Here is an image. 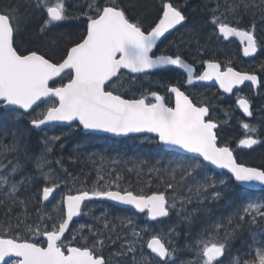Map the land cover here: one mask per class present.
I'll list each match as a JSON object with an SVG mask.
<instances>
[{"label": "snow or ice", "instance_id": "obj_1", "mask_svg": "<svg viewBox=\"0 0 264 264\" xmlns=\"http://www.w3.org/2000/svg\"><path fill=\"white\" fill-rule=\"evenodd\" d=\"M132 7L135 5L125 7L119 0H87V7L73 14L67 0H17L0 8V190H3L0 207L5 210V221L0 222V264H177L178 260L179 264H224L222 258L229 252L231 241L245 225L256 226L264 233V200L244 202L228 216L202 227L193 239L186 238L182 246L177 243L180 233L176 225H170L165 232L159 227L154 230L150 225L138 226L130 216L113 218L107 210L94 215L90 202L108 200L131 206L159 226L162 218H168L177 208L176 198L169 196V190L174 192L194 180L188 194L180 197L177 211L180 219L191 224L196 213L208 214V210L201 208L189 211L188 205L194 201L203 205L209 200H223L226 206L232 207L231 178L245 185L264 186V169L237 163L233 149L226 142H218L219 122L211 118L210 107L194 103L179 84H160L174 96V106L166 103L164 95L149 89H144L139 98L134 92L131 98H126L133 86L143 88L141 76L148 80L155 70L168 66L182 69L189 86L195 81L215 80L226 93L245 81H251L255 87L257 76L234 71L232 67L222 71L221 64L214 59L201 60L204 70L197 75L181 50L182 45L195 43L203 55L200 32L195 29L187 30V40L170 42L176 48L174 53L165 48L159 55L155 54L153 50L162 38L178 30L177 26L183 27L187 16L171 0H161L157 18L146 29L139 16L135 19L129 16L128 8ZM208 12V23L214 26L213 35L224 40L238 38L245 57L257 52L260 46L257 27L264 24V0H224V7L217 2ZM34 13L41 22L30 32L27 24ZM243 15L252 17L246 27L241 26ZM82 19L86 21V28L78 40L66 38L63 32L53 33V29L66 22ZM64 75H67L66 83L52 86L56 78L62 80ZM40 104L46 107L37 111ZM236 105L245 116L253 115L249 98L237 96ZM25 120L30 128L23 126ZM53 124L63 125L68 131L45 134L40 141V153L32 155L28 146L30 132L44 131ZM241 126L244 137L239 139L238 148L252 149L264 143L257 125L242 121ZM9 129L12 139L5 144L3 137L9 135ZM76 130L116 136L155 134L159 143L190 155L170 161L163 169H149L164 186L163 191H152L151 179L147 183L149 191L144 187L134 191L131 185L121 186L123 177L119 173L112 177L113 170L105 164L108 158L100 157L97 164L91 160L96 154L90 153L88 159L95 166L96 179L88 187L86 180L80 181L79 176L68 171L62 157L54 163L64 176L52 166L51 157L57 144L63 149V141ZM10 154L14 159H8ZM68 159L76 163L79 156L71 155ZM205 162L226 169L231 177L217 179L208 175ZM27 163H32L33 171L13 181L11 177L23 171ZM110 163L119 161L112 157ZM134 167L139 173L140 165ZM201 174L203 178L197 180ZM36 182L42 184L38 191L41 207L36 209V215L41 221L47 217L50 229L28 222V200L19 195L22 186L26 190ZM77 182L81 186L73 194L70 185ZM62 187L67 191L46 211L45 202ZM14 208L25 211L13 216ZM81 215L91 217L102 227L79 224L72 229L73 240L79 238L73 245L66 240L65 233L70 230L73 218ZM129 228L126 235L120 234ZM152 232L145 242L144 235ZM250 237L252 243L248 245L247 255L251 257L252 248L259 245L255 248V257L235 255L227 264H264V242L258 239L257 232L250 231ZM145 247L149 250L147 253ZM107 250L109 255L105 256ZM184 252L194 255L191 259H179Z\"/></svg>", "mask_w": 264, "mask_h": 264}, {"label": "trees", "instance_id": "obj_2", "mask_svg": "<svg viewBox=\"0 0 264 264\" xmlns=\"http://www.w3.org/2000/svg\"><path fill=\"white\" fill-rule=\"evenodd\" d=\"M17 0H0V8H3L5 5L11 3L15 4ZM68 8L71 13H75L77 11H83L84 8L87 7V0H67ZM119 2L127 7L128 5H135V7L128 8V14L132 19L136 17H140L144 27L147 28L152 21H154L158 16V11L160 9L161 0H119ZM171 2L175 5L182 6L187 15H189V24L187 26L190 29H195L200 32V45L203 49V58L208 59H216L219 61H225L228 59L232 61V63L240 69H244L245 71L256 72L261 77L262 86L261 89L264 88V24H258L257 27V37L258 42L260 44L258 53L252 60H245L236 45V43H219L215 38L216 35H213L214 26L208 23L210 19V14L208 12V8L215 7L216 3H220L222 7H224V0H171ZM207 5V7H205ZM190 7V8H189ZM190 11V13H188ZM242 11V10H241ZM38 14H33V18L28 22L27 29L28 31H34L37 25L41 22L40 19L37 18ZM252 17L250 15H243L241 24L242 27H246L250 24ZM231 20V19H230ZM86 28V21L85 20H72L62 24L59 28L53 29V33H65V37H70L72 40H78L80 34ZM181 37L187 40V31L184 33H177V36L174 39ZM179 38V40L181 39ZM178 43V41H177ZM218 46L219 50L214 52L210 51L211 45ZM195 48H197L196 44H191ZM43 50V49H42ZM212 50V49H211ZM210 51V52H209ZM232 52L234 55L231 56L229 53ZM234 52V53H233ZM59 60V56L56 57ZM237 59L239 62H237ZM67 77H63V79L58 80L54 84H60L61 82H65ZM127 96V95H126ZM253 105L255 108V114L257 115L258 119L262 121L264 125V102L263 104H259L257 107L256 97L253 96ZM256 102V103H255ZM225 102H221L220 104L216 105V108H219L220 112H217V118L220 122L219 124V137L220 139L228 145H230L234 151L237 148V139L244 136V129L241 126V122L245 121L243 116H241L239 110L235 106H228L222 104ZM45 104H41L40 108L37 111L45 108ZM225 113L232 114L230 117V121L238 120V122L232 124L227 121V116ZM254 114V115H255ZM226 121V122H225ZM23 126L26 128H30V125L27 123V120L22 122ZM11 129H9V135L3 137V142L8 144L12 137H11ZM61 132H66L64 129L59 128L58 126L55 128H47L44 131H35L32 130L28 137V146L29 152L32 155H36L40 153L42 149V144L40 141L42 138L47 135L52 134H59ZM260 137H264V127L259 130ZM64 148L61 149L59 144L56 146L55 152L52 154L53 160V167L56 169V172L61 176L65 174L59 169L58 166L55 165L54 161L57 158L62 157L64 166L71 172L73 175L79 176L80 181H87V186L91 187L92 182L96 179V171L95 166L92 164L91 160L97 161V164L100 162V157L108 158L105 161V164L108 168L112 169V177L115 178V175L119 173L123 179L121 181V186H128L131 185L134 191H138L140 187H144L145 191H149L147 187V183L149 179L152 181L151 190H164V186L159 184L156 176L153 173L149 172L150 168H159L163 169L165 166L169 165L170 161L175 162L179 161L184 158L186 155H181L177 152L167 151L165 150L154 138L150 136H141V137H128V138H109L106 136H98V135H91V134H83L80 130L75 131L72 135V138L68 140V138L63 141ZM77 145H82L79 149L76 148ZM75 150V153H74ZM95 153L96 155L88 159V154ZM235 157L238 162L258 166L264 169V143L258 144L255 148L245 150L243 152L235 151ZM71 155H78L79 159L76 163H72L69 161V156ZM112 157L117 158L119 163L111 164L110 160ZM8 159H14L12 154L9 155ZM23 162V161H21ZM143 162V163H141ZM5 164L8 163V160L4 161ZM140 165V172L137 173L135 170V165ZM128 169H133L132 172H129ZM33 165L32 163L25 164V168L23 171L14 174L11 179L13 181L20 180L21 176H23L26 172H32ZM205 171L208 175L212 174V176L216 177L217 179L220 178H229L228 175L224 173H217L213 171L209 166L206 165ZM203 178V175H198L196 177L197 180ZM195 181L190 180L187 184L182 187H178L174 190H169V196L176 195L178 199L183 197L184 195L188 194V188L194 185ZM231 193H232V200L233 205L232 207H228L225 204V201L221 200L218 202H213L211 200L207 201L203 205L197 204L195 201L188 205V210L191 211L193 208H201L208 210V214L205 215L203 211L196 213L193 218V222L189 224L188 222L180 219L177 215V211L179 209V203L177 204V208L173 209L170 213L168 218H163L162 223L157 226L155 222L147 223L146 219L142 215H136L131 210H126L122 208L114 207L107 202L104 201H93L90 202V206L94 209V215L99 216L101 212L107 210L111 217L116 216H127L131 215L133 217L134 222L138 226H152L154 230H158L159 228H163L165 232H167L168 227L170 225H176V230L180 233L178 237L177 243L178 246H182L185 243L186 238L188 240L193 239L197 232L204 227L205 225L209 224L211 221L216 220L220 217L228 216L232 211L236 209L237 206L243 204L248 200H264V190L261 191H252L248 190L238 184H236L232 179L229 181ZM42 186L41 182L34 183L31 187H28L26 190L24 187H21V191L19 193L20 197L23 199L28 200V204L26 206V211L29 214V223H40L41 227L45 225L50 229L51 223L47 220V217L44 218L43 221L39 219L36 215V209L41 207L38 202V191L39 188ZM73 188V192L75 189L79 188L81 185L77 182L74 185H70ZM3 190H0L2 192ZM67 191L66 188H61L57 192V195L50 201L45 203L46 211L51 210L52 205L56 203V201L60 200L62 194ZM33 197H36L33 199ZM2 198V196H0ZM59 198V199H58ZM25 209L21 208H14L12 215L15 216L17 213L24 212ZM5 221V210L3 207H0V222ZM114 223H119V221L113 219ZM79 224H94L95 227L100 228L102 224H96L91 217L86 216H79L70 227V230L66 234L65 238L67 241H72L73 244H77L79 242V238L77 240H73L72 229H76ZM23 227V226H22ZM258 233V239L261 242H264V233H261L259 228L256 226L245 225L244 230L237 236L236 239L231 241V247L229 252L222 258L224 264H227L229 258L235 255H241L244 258H254L256 255L254 246L251 251V257L247 255L249 252L248 245L252 243L250 237V231ZM130 231L129 229H125L120 234L126 235V233ZM24 235H28L27 233H23ZM84 234H87V229H85ZM152 233L145 234L143 239L146 242L147 239L150 237ZM187 234V237H186ZM42 241V237L37 238ZM116 247V246H113ZM109 251H105L104 255L108 256ZM144 251L147 253L148 250L146 247ZM193 253L184 252L180 255L179 259H191L193 257ZM179 264V260L177 261Z\"/></svg>", "mask_w": 264, "mask_h": 264}, {"label": "flooded vegetation", "instance_id": "obj_3", "mask_svg": "<svg viewBox=\"0 0 264 264\" xmlns=\"http://www.w3.org/2000/svg\"><path fill=\"white\" fill-rule=\"evenodd\" d=\"M185 15L187 16V20L184 23L183 27L179 26L178 31L179 33H184V30L187 29V24H189V15H187V12L183 11ZM190 13V11H188ZM153 22V21H152ZM151 22V24H152ZM149 24V26L151 25ZM186 25V26H185ZM170 39L167 38L165 41L163 40L160 42L158 48L155 49V54L159 55L161 50H164L165 48L168 49L170 53H174L176 51V48H170L166 45V41ZM168 44L170 41H167ZM183 48H181L182 50ZM183 56L185 60H187L190 64L193 65V67L196 70V74L198 75L200 72H202L204 66L200 62L201 60H198L197 56L195 54H188L185 52V50H182ZM149 78L153 79V82H151V79H148L145 81V79L141 76L140 82L141 84L146 85V87H139L138 85L132 88V92L127 93L126 98H131L132 93L134 92L136 94V97L139 98L140 94L144 91V89L154 90L157 91L159 94L164 95L166 99V103L169 104V106H174V96H171V94L167 93L166 87H161L160 84L164 83L167 84L169 82L179 84L181 87V90L185 91L187 95L193 100L194 103L207 105L210 107V116L212 119L213 117V108L209 104V101L216 104L219 97L223 96L218 88L213 84H202L198 83L199 81H195L193 85L189 86L185 83L186 80V73H184L182 70L178 68H167L163 70H155L154 74H152ZM136 90H135V89ZM238 92L232 93L231 96H236ZM217 95V96H216ZM78 131V130H76ZM100 137L101 134H96Z\"/></svg>", "mask_w": 264, "mask_h": 264}, {"label": "rangeland", "instance_id": "obj_4", "mask_svg": "<svg viewBox=\"0 0 264 264\" xmlns=\"http://www.w3.org/2000/svg\"><path fill=\"white\" fill-rule=\"evenodd\" d=\"M229 19H232V17H229ZM190 28L189 27H187V29H185L184 30V32L185 31H187V30H189ZM217 36V35H216ZM179 38H181V37H178L177 39H173V40H170V42H176L177 43V41L179 42L180 40H179ZM219 43H223V40L222 39H220L218 36L215 38ZM170 42H169V44H168V42L166 43L167 44V46L168 47H170V48H175V47H172L171 46V44H170ZM181 48H183L182 50H185V52H187L188 54H195L196 56H197V58H198V60H202V55L198 52V50H197V48H195L193 45H188V46H181ZM212 49V50H211ZM211 49H209L210 51H212V52H214V51H216V50H219V48H218V46H216V45H214V43H213V45H211ZM209 51V52H210ZM234 53V52H233ZM230 55L231 56H233L234 57V55L232 54V52H230ZM149 79H151V82H153V79L152 78H149ZM146 81V80H145ZM141 83V82H140ZM143 85V87H146V85H144V84H142ZM133 87H135V86H133ZM135 89V88H134ZM147 89V88H146ZM136 90V89H135ZM248 94H249V92H248ZM247 94V95H248ZM252 95H253V93H252ZM249 96V95H248ZM256 97V102H257V107H258V105L259 104H263V102H264V88H262V89H260L259 90V93L257 94V96H255ZM255 102V103H256ZM231 115L232 114H229L228 116H227V121H229L230 123H232V124H234V123H236V122H238V120L236 119V120H233V121H230V117H231ZM243 122H248V123H251V124H255V125H257L258 126V130H261V128L262 127H264V125H260V123L262 124V121L261 120H259L258 119V117H254V118H251V119H249L248 121H243ZM253 135H256V134H253ZM244 137V136H243ZM242 137V138H243ZM262 140H264V137H260ZM240 139V138H239ZM239 139H237V142H238V140ZM235 151H240V152H243V151H245V149H242V148H236L235 149ZM234 151V152H235ZM211 176H212V174H210ZM224 178V177H223ZM175 196V198H176V201H177V204L179 203V199L177 198V196L176 195H174ZM59 199V198H58ZM127 216H130L131 217V215H127ZM133 218V217H132Z\"/></svg>", "mask_w": 264, "mask_h": 264}, {"label": "water", "instance_id": "obj_5", "mask_svg": "<svg viewBox=\"0 0 264 264\" xmlns=\"http://www.w3.org/2000/svg\"><path fill=\"white\" fill-rule=\"evenodd\" d=\"M230 38H234V39H236L238 42H239V40H238V38H235V37H230ZM229 38V39H230ZM163 39V38H162ZM239 44H240V42H239ZM241 45V44H240ZM241 50H242V45H241ZM154 51V50H153ZM242 54H243V51H242ZM255 55V53L254 54H252L251 56H248V57H252V56H254ZM245 57V56H244ZM247 57V58H248ZM168 67H175V66H168ZM180 70H182V69H180ZM234 70V69H233ZM183 71V70H182ZM235 71V70H234ZM238 72V71H237ZM241 73H243V72H241ZM248 74H251V73H248ZM256 75V74H255ZM257 76V78H258V83H257V85L255 86V87H253L254 89H256L258 86H259V77H258V75H256ZM57 79V78H56ZM199 82H201V83H210V82H214V83H217L215 80H212V81H199ZM245 83H249V84H251V81H245L243 84H245ZM218 84V83H217ZM243 84H241V85H236V86H234V88L233 89H235V88H239V87H241ZM219 85V84H218ZM252 85V84H251ZM220 87V86H219ZM221 91L222 92H224L223 91V89H221ZM226 93V92H225ZM58 125H60V124H58ZM37 131H39V130H37ZM83 131V130H82ZM83 132H85V133H89V132H87V131H83ZM91 133H100V132H91ZM103 134H107V135H109V136H112V137H124V136H116V135H113V134H108V133H103ZM138 134H140V133H132V134H129V135H138ZM142 134H144V133H142ZM147 134H149V133H147ZM129 135H127V136H129ZM151 135H154L155 136V134H151ZM163 145V144H162ZM164 146V148H166V149H169V150H176V151H178V152H181L180 150H178V149H173V148H169V147H167V146H165V145H163ZM256 146V145H255ZM255 146H253V147H255ZM182 153V152H181ZM190 155V154H189ZM205 163H207V162H205ZM238 163V162H237ZM241 164V163H240ZM212 168H214V169H216L217 171H225V172H227V170L226 169H219V168H216L215 166H213V165H210ZM245 166H247V165H245ZM247 167H254V166H247ZM258 168V167H257ZM261 169V168H260ZM228 173V172H227ZM228 174H230L231 175V173H228ZM233 179H234V177H233ZM235 181V180H234ZM236 182V181H235ZM237 184H239V185H241V186H243V187H245V188H248V189H251V190H262V189H264V186H260V185H254V186H250V185H245V184H241L240 182H236ZM57 192V191H56ZM56 192H54V194H53V196L55 195V193ZM75 194V193H74ZM53 197H51L50 198V200L52 199ZM49 200V201H50ZM97 201H99V200H97ZM101 201H107V202H109V203H111V204H113L114 206H117V207H124V208H132L131 206H125V205H118V204H116L115 202H112V201H108V200H101ZM135 212H137L134 208H132ZM138 213V212H137ZM77 217H74L73 218V221L76 219ZM71 223L72 222H70V225H71ZM67 233V232H66ZM65 233V234H66ZM7 259V258H6Z\"/></svg>", "mask_w": 264, "mask_h": 264}, {"label": "bare ground", "instance_id": "obj_6", "mask_svg": "<svg viewBox=\"0 0 264 264\" xmlns=\"http://www.w3.org/2000/svg\"><path fill=\"white\" fill-rule=\"evenodd\" d=\"M190 8V7H189ZM217 96V95H216Z\"/></svg>", "mask_w": 264, "mask_h": 264}]
</instances>
